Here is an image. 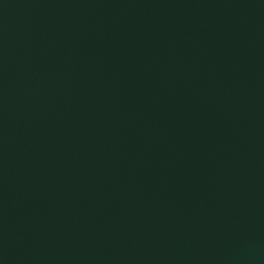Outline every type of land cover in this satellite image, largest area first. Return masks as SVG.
I'll return each instance as SVG.
<instances>
[{"label":"water","instance_id":"obj_1","mask_svg":"<svg viewBox=\"0 0 264 264\" xmlns=\"http://www.w3.org/2000/svg\"><path fill=\"white\" fill-rule=\"evenodd\" d=\"M0 264H264V0H0Z\"/></svg>","mask_w":264,"mask_h":264}]
</instances>
